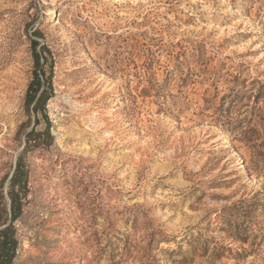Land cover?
I'll use <instances>...</instances> for the list:
<instances>
[{"label":"rangeland","instance_id":"374dc122","mask_svg":"<svg viewBox=\"0 0 264 264\" xmlns=\"http://www.w3.org/2000/svg\"><path fill=\"white\" fill-rule=\"evenodd\" d=\"M10 222L11 264H264V0H0Z\"/></svg>","mask_w":264,"mask_h":264},{"label":"trees","instance_id":"16d2710c","mask_svg":"<svg viewBox=\"0 0 264 264\" xmlns=\"http://www.w3.org/2000/svg\"><path fill=\"white\" fill-rule=\"evenodd\" d=\"M33 52V61L37 69L40 70V73L44 74V67L46 61H43L41 66L40 64V57L41 54L45 53V48H41V53L37 52L36 49V42L32 44ZM48 82L43 83L41 86V81L39 79V75L37 72H34V78L30 81L27 87L26 93V105L29 107L32 106L33 112L38 115L44 116L46 120V132L48 133L49 128V121L45 114V102L47 100V86ZM42 87V89H41ZM22 175L20 174V166L19 161L16 163L14 168V172L11 176V185H23L22 183ZM20 210V206L17 203V200L10 192V206H9V213H10V220L11 222L18 216ZM10 224L4 225L0 228V264H11L12 259L14 257L15 248L17 246V240L14 237V229Z\"/></svg>","mask_w":264,"mask_h":264},{"label":"bare ground","instance_id":"6f19581e","mask_svg":"<svg viewBox=\"0 0 264 264\" xmlns=\"http://www.w3.org/2000/svg\"><path fill=\"white\" fill-rule=\"evenodd\" d=\"M101 86V85H100ZM106 87V86H105ZM2 118V117H1ZM22 245H24V246H27L25 243H23Z\"/></svg>","mask_w":264,"mask_h":264}]
</instances>
